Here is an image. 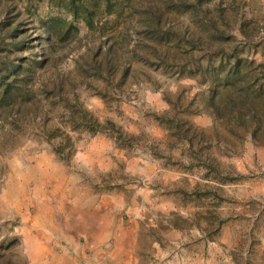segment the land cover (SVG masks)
Listing matches in <instances>:
<instances>
[{"label": "rangeland", "instance_id": "374dc122", "mask_svg": "<svg viewBox=\"0 0 264 264\" xmlns=\"http://www.w3.org/2000/svg\"><path fill=\"white\" fill-rule=\"evenodd\" d=\"M61 1L0 0V21L26 39L4 52L31 65L0 102V264H44L32 237H92L102 220L92 227L79 213L104 199L131 237H156L155 264H264V145L210 109L195 62L217 42L223 63L233 49L264 73V0H110L111 12L98 0L91 29ZM158 9L152 36L144 28ZM49 17L76 30L48 46ZM99 48L108 66L99 55L96 72L87 65ZM44 207L59 228L36 225Z\"/></svg>", "mask_w": 264, "mask_h": 264}, {"label": "trees", "instance_id": "16d2710c", "mask_svg": "<svg viewBox=\"0 0 264 264\" xmlns=\"http://www.w3.org/2000/svg\"><path fill=\"white\" fill-rule=\"evenodd\" d=\"M99 1L105 11L111 12L110 8L113 5H111L110 0ZM61 2L62 3H59L58 6L62 7L72 19L79 18L86 27L92 28L94 8L98 6V0H63ZM173 4L175 5L176 3ZM200 4H202L200 0H194L193 3H187L186 0H178V5L189 8H198ZM166 7L169 8L170 6L166 5ZM161 17L160 9H158V12H153L151 20H148V23L145 25L144 32L152 36L157 33ZM204 18L212 28V32L209 33L208 36L213 39L217 36L220 37L222 33L216 30L215 23L211 17ZM0 22L2 23L0 29V43L2 44V47H0L1 102L2 100L5 101L12 97L13 93L18 89L16 85L17 74L21 73L22 76H27V70H29L31 65L29 66V63L23 62L20 57H18L20 62L16 61V58L10 59L4 52V49L9 46L15 47L17 51L21 50L26 39H24L21 33H18L19 28L17 23L11 25L12 23L8 19H3ZM71 30H76L72 21L68 22L59 17H49L42 21L40 25L41 35L39 38L49 46L51 41L63 40ZM240 32L245 36L247 34L243 27ZM158 36H163V33H160ZM194 41L204 43L200 35H191L189 42ZM215 44L216 45H214L212 49L210 45L207 46V49L211 51V53L208 54V58L205 60L204 65L195 60L196 64L201 67L200 71L202 76L206 78V81L207 78L210 80L207 85L211 91L208 105H210V109L214 113L222 111L226 114L228 121H235L244 126V132L248 133L252 141L259 145H264V73H256L255 67L253 69L250 67L252 63L249 62L246 57H239L238 54L234 53L233 49L231 53L227 55L229 61H227L226 64L223 63L222 56L226 53L223 52L219 43L216 42ZM217 51L220 53H217ZM108 52L107 49L102 51V48H99L98 52L95 54L93 52L87 65L88 68H94L96 72H99L102 68L101 63L103 61L105 63L104 69H106L108 66L106 58ZM212 53L217 55L216 63L211 61ZM99 55H102V61L96 60V57ZM42 59H44V57H42ZM42 59L41 61H44ZM258 65L260 69L264 70V62H259ZM188 70H191V67H189ZM57 88L60 90L62 89L61 85H58ZM216 95H218V97L215 100L214 98ZM83 120L85 119L83 118ZM245 122H248V124L245 125ZM230 130V132H236L234 129Z\"/></svg>", "mask_w": 264, "mask_h": 264}, {"label": "crops", "instance_id": "0c3cea01", "mask_svg": "<svg viewBox=\"0 0 264 264\" xmlns=\"http://www.w3.org/2000/svg\"><path fill=\"white\" fill-rule=\"evenodd\" d=\"M109 202L104 199V207L95 211L90 208L91 201L86 205L83 201L84 209L79 214L86 225L94 227L97 216L102 220L101 225L93 229L92 237L90 233H88L90 237H32V240L38 242V257L43 256L41 262L44 264H155V259L159 255L154 242L156 237H131L121 223L112 219ZM42 209L48 211L50 216L47 215L45 218L46 225L38 224L37 220L36 225L51 230L59 228V224L52 220L48 207ZM50 219L52 225L49 223Z\"/></svg>", "mask_w": 264, "mask_h": 264}]
</instances>
